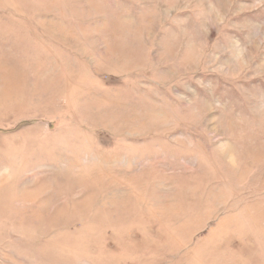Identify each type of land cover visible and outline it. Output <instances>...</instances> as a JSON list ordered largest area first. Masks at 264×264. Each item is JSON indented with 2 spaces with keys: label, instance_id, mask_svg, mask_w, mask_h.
I'll return each instance as SVG.
<instances>
[{
  "label": "rangeland",
  "instance_id": "1",
  "mask_svg": "<svg viewBox=\"0 0 264 264\" xmlns=\"http://www.w3.org/2000/svg\"><path fill=\"white\" fill-rule=\"evenodd\" d=\"M0 264H264V0H0Z\"/></svg>",
  "mask_w": 264,
  "mask_h": 264
}]
</instances>
